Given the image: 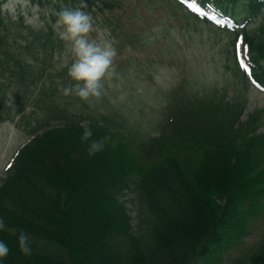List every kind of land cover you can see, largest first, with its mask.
<instances>
[{
    "label": "trees",
    "instance_id": "16d2710c",
    "mask_svg": "<svg viewBox=\"0 0 264 264\" xmlns=\"http://www.w3.org/2000/svg\"><path fill=\"white\" fill-rule=\"evenodd\" d=\"M27 1L43 10L36 24L22 12L9 16L0 0V123L20 115L35 135L0 179V242L8 247L0 264H217L264 220L262 111L245 114L248 92L264 94V0H168L228 35L227 79L203 94L173 87L155 133L129 118L121 128L112 115H74L57 97L73 82L56 13L80 9L118 50H134L147 37L112 16L121 1ZM7 97L31 99L42 112L30 120ZM86 128L104 142L94 155L81 141ZM232 264H264V228Z\"/></svg>",
    "mask_w": 264,
    "mask_h": 264
},
{
    "label": "rangeland",
    "instance_id": "374dc122",
    "mask_svg": "<svg viewBox=\"0 0 264 264\" xmlns=\"http://www.w3.org/2000/svg\"><path fill=\"white\" fill-rule=\"evenodd\" d=\"M120 1L121 8L112 16L122 17L127 24L132 25L139 39L146 36V39H141L143 46L136 45L137 49L134 50L129 47L118 50L113 46L116 49L113 62L116 76L104 82L103 95L98 100L93 99L91 104L74 96L62 100L61 88L58 89L57 97L61 105L74 115L91 114L93 110L96 114L112 115L120 123L118 127L124 128V123L121 125L119 121L129 118L130 121H139L142 132L155 133L156 116L170 100L173 87L180 85L182 89L187 90L188 87L203 94L205 89L212 86H223V79H227V76L222 75V71H226L222 54L228 49L229 37L224 31L194 19L188 9L175 6L168 0ZM3 11L12 17L22 12L27 23L36 24L43 10L29 5L27 0H5ZM133 13L142 20L136 19ZM106 33L101 26H96L89 38L113 45ZM62 52L63 60L70 67L73 56L66 44ZM8 89V85L2 87V90ZM247 99L245 114L254 110L262 111L259 131L264 132V94L250 90ZM7 100L13 112L22 108L21 116H30V120L42 112V105L32 104L31 99L7 97ZM26 119L21 120L20 115H17L12 122L0 123V179L4 177V170L18 148L35 136L27 132ZM61 122V119H57L51 124L60 125ZM82 124L86 125L87 122L83 121ZM41 132L39 130L37 134ZM129 208L134 212L135 205L130 203ZM263 228L264 220L255 221L249 228L250 233L241 239L240 244L224 252L217 264H232L237 256L258 241Z\"/></svg>",
    "mask_w": 264,
    "mask_h": 264
},
{
    "label": "clouds",
    "instance_id": "9594fccd",
    "mask_svg": "<svg viewBox=\"0 0 264 264\" xmlns=\"http://www.w3.org/2000/svg\"><path fill=\"white\" fill-rule=\"evenodd\" d=\"M56 26L59 38L65 42L73 56V62L68 68L67 76L73 82L62 89L65 97L74 96L79 100L91 104L103 95L104 82L116 76L113 66L116 49L107 41L90 39L94 31L92 17L80 9L63 8L56 13ZM93 132L86 128L81 141L89 142L90 155L101 151L103 140H92ZM4 226L0 220V228ZM27 236L21 234L20 247L25 253H30L27 247ZM8 254V247L0 242V258Z\"/></svg>",
    "mask_w": 264,
    "mask_h": 264
},
{
    "label": "snow or ice",
    "instance_id": "6c2138e0",
    "mask_svg": "<svg viewBox=\"0 0 264 264\" xmlns=\"http://www.w3.org/2000/svg\"><path fill=\"white\" fill-rule=\"evenodd\" d=\"M238 48H239V45H238ZM244 51H245V53H246V52H247V49L245 48Z\"/></svg>",
    "mask_w": 264,
    "mask_h": 264
}]
</instances>
